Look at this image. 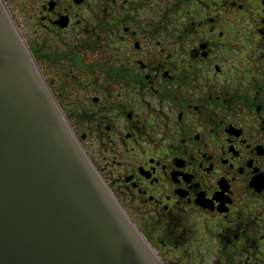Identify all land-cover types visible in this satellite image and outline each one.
<instances>
[{
    "label": "flooded vegetation",
    "instance_id": "1",
    "mask_svg": "<svg viewBox=\"0 0 264 264\" xmlns=\"http://www.w3.org/2000/svg\"><path fill=\"white\" fill-rule=\"evenodd\" d=\"M4 1L164 263L264 264V0Z\"/></svg>",
    "mask_w": 264,
    "mask_h": 264
},
{
    "label": "water",
    "instance_id": "2",
    "mask_svg": "<svg viewBox=\"0 0 264 264\" xmlns=\"http://www.w3.org/2000/svg\"><path fill=\"white\" fill-rule=\"evenodd\" d=\"M0 264H166L92 165L4 0Z\"/></svg>",
    "mask_w": 264,
    "mask_h": 264
},
{
    "label": "rangeland",
    "instance_id": "3",
    "mask_svg": "<svg viewBox=\"0 0 264 264\" xmlns=\"http://www.w3.org/2000/svg\"><path fill=\"white\" fill-rule=\"evenodd\" d=\"M13 12V11H12ZM65 114V113H64Z\"/></svg>",
    "mask_w": 264,
    "mask_h": 264
}]
</instances>
